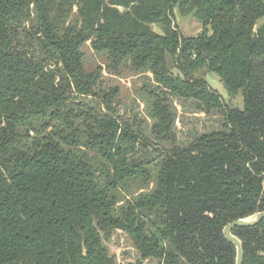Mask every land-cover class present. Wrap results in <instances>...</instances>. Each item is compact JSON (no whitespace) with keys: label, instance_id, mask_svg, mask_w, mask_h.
<instances>
[{"label":"trees","instance_id":"1","mask_svg":"<svg viewBox=\"0 0 264 264\" xmlns=\"http://www.w3.org/2000/svg\"><path fill=\"white\" fill-rule=\"evenodd\" d=\"M263 17L264 0H0V264H115L114 233L134 264H235L222 229L264 211ZM104 70L150 75L151 137ZM173 101L220 129L180 147ZM232 234L264 264V219Z\"/></svg>","mask_w":264,"mask_h":264},{"label":"rangeland","instance_id":"2","mask_svg":"<svg viewBox=\"0 0 264 264\" xmlns=\"http://www.w3.org/2000/svg\"><path fill=\"white\" fill-rule=\"evenodd\" d=\"M178 29L184 37L195 36L200 32V24L192 15L177 17ZM158 33L162 30L157 25L151 26ZM264 27V17L257 21L256 28ZM89 67L104 65L99 56L89 54L87 57ZM106 85L118 87L119 96L115 103L118 113L124 119L131 120L136 117L142 122V128L146 134L150 135L152 121L149 117V100L142 95L140 89L143 85H151L150 75L140 76L129 72H123L121 76L108 74L105 70L102 72ZM206 80L209 86L217 91L222 100L231 108L241 109L243 105L242 96L238 93L236 96L230 97L219 79L211 73L206 74ZM93 103H96L93 101ZM171 109L176 113L175 133L177 144L185 147L196 135L216 131L220 129L222 118L220 112H212L211 114L200 113L195 109L191 102L173 101ZM109 256L115 258V264H134L138 260V255L132 247V243L128 237L120 233H114L108 242H104Z\"/></svg>","mask_w":264,"mask_h":264},{"label":"water","instance_id":"3","mask_svg":"<svg viewBox=\"0 0 264 264\" xmlns=\"http://www.w3.org/2000/svg\"><path fill=\"white\" fill-rule=\"evenodd\" d=\"M262 219H264V211L261 212H255L254 214L243 218L238 219L236 221H233L229 224H227L222 229V234L224 238L230 242L234 248H235V264H242L243 261V250H242V244L241 241L232 234V230L236 227H250L256 225L258 222H260ZM84 254V251H83Z\"/></svg>","mask_w":264,"mask_h":264}]
</instances>
